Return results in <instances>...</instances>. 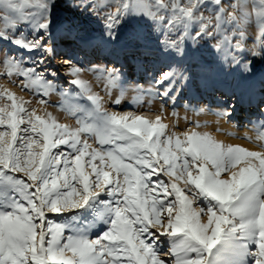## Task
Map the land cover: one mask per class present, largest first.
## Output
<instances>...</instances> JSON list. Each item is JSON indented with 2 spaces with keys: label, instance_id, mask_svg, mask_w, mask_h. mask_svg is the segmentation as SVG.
<instances>
[{
  "label": "rangeland",
  "instance_id": "obj_1",
  "mask_svg": "<svg viewBox=\"0 0 264 264\" xmlns=\"http://www.w3.org/2000/svg\"><path fill=\"white\" fill-rule=\"evenodd\" d=\"M259 79L264 0H0V264H80L84 239L96 264H257ZM243 170L228 197L208 184Z\"/></svg>",
  "mask_w": 264,
  "mask_h": 264
},
{
  "label": "bare ground",
  "instance_id": "obj_2",
  "mask_svg": "<svg viewBox=\"0 0 264 264\" xmlns=\"http://www.w3.org/2000/svg\"><path fill=\"white\" fill-rule=\"evenodd\" d=\"M66 41H67L66 43H70L71 42L70 40H66ZM76 45H77V47L80 50H82L84 52L85 57H86L87 60L96 59L98 57V55H99L100 48H101V44L98 41L93 40V39H89V38H82L79 42L76 43ZM62 50H64V49H62ZM65 55L66 54H63L62 56H64V58H65V57H67ZM259 80H261V79H259ZM261 83L264 84V82L262 80H261ZM257 85H258L257 81L256 82H251L249 79H247L246 80V85H245V88H244V100H245V102L246 103H248L250 101L254 102V105L256 106V108H258L256 91H259V88H258ZM209 98H210L209 101L212 102L213 101V99H212L213 97L210 96ZM213 109H215V111H216L215 114H218V116H219L220 108H218V107L215 108L214 107ZM217 112H219V113H217ZM249 112H250V110L248 108H246L245 109V115L242 118L243 119V125L247 126V127H250V128H255V129H259L260 128L261 129V125L264 123V111L261 112L262 114H260L262 117L259 116V114L255 111V114L253 115V118H249L248 117L249 116ZM215 117H217V116H215ZM260 117L262 119H259ZM253 159H254V162H256V163L259 162L257 160V157L253 158ZM250 161H253V160H250ZM261 162H262V159H261ZM251 166L254 167V163ZM255 167H258V166L255 165ZM260 167H262V166H260ZM246 169L248 170L249 168H246ZM250 169H251V167H250ZM253 171L250 170V172H247L246 170H243V171L236 172L235 174H233L231 176V178H228L227 180H221L220 179V175H217L216 177L208 175L207 176V178L209 180L208 184L210 183L212 185V187L216 190V192L221 197L225 198V197H228L229 194L232 193V191L235 188H236V190H237V188L238 189L244 188L251 181L250 179L252 178V176H250L249 173H251ZM249 185H250V183H249ZM251 189H250V191H251ZM252 191H254V190H252ZM255 192H257V191L255 190ZM256 196H258V194L257 195L256 194H251L250 197L247 199V201L245 200L246 202L244 203L243 207L246 208L247 210L248 209L251 210V209H254L255 206H258L260 203L258 204L257 200L255 199ZM257 199H258V197H257ZM256 204H258V205H256ZM261 214L264 215V209L261 211ZM5 240L6 239H4V241Z\"/></svg>",
  "mask_w": 264,
  "mask_h": 264
},
{
  "label": "snow or ice",
  "instance_id": "obj_3",
  "mask_svg": "<svg viewBox=\"0 0 264 264\" xmlns=\"http://www.w3.org/2000/svg\"><path fill=\"white\" fill-rule=\"evenodd\" d=\"M198 168V166H197ZM73 184H75V181H73ZM105 187L101 182L98 181H93L90 184L89 187V191L91 193H94L95 196H97L99 193H101L102 191L100 190L101 188ZM109 189L112 188L111 185L107 186ZM109 195H111V193H109ZM243 193H237L235 198H243ZM172 197L171 195H169V198ZM91 197L90 196H85V195H81L80 197L76 198L75 203L70 204L66 209L64 210H69V209H75V208H83L85 207L89 201H90ZM171 200V199H169ZM215 209H213L214 211ZM61 212L60 209H57L54 213H59ZM204 222H207V217L204 218ZM117 224L119 225V222H117ZM18 226L13 225L12 229L13 231L16 230ZM115 231V230H114ZM163 235V233H161ZM28 239H31V236L28 237ZM77 248L79 250H82L84 252V256L79 257L80 259V264H96V260L93 258V253L95 252V242L89 243L86 239L81 240L79 242H77ZM259 247V245H258ZM100 255H103V252L100 253ZM164 256H167V253L163 254ZM161 264H165V260L161 259ZM257 264H264V253L260 254L259 259L257 261Z\"/></svg>",
  "mask_w": 264,
  "mask_h": 264
}]
</instances>
